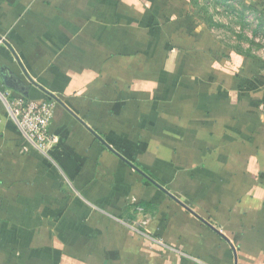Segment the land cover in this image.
I'll list each match as a JSON object with an SVG mask.
<instances>
[{
    "label": "crops",
    "instance_id": "1",
    "mask_svg": "<svg viewBox=\"0 0 264 264\" xmlns=\"http://www.w3.org/2000/svg\"><path fill=\"white\" fill-rule=\"evenodd\" d=\"M192 13L0 0V91L56 103L40 152L0 100V264H264V62Z\"/></svg>",
    "mask_w": 264,
    "mask_h": 264
},
{
    "label": "rangeland",
    "instance_id": "2",
    "mask_svg": "<svg viewBox=\"0 0 264 264\" xmlns=\"http://www.w3.org/2000/svg\"><path fill=\"white\" fill-rule=\"evenodd\" d=\"M199 23L230 50L264 62L263 0H189Z\"/></svg>",
    "mask_w": 264,
    "mask_h": 264
},
{
    "label": "built area",
    "instance_id": "3",
    "mask_svg": "<svg viewBox=\"0 0 264 264\" xmlns=\"http://www.w3.org/2000/svg\"><path fill=\"white\" fill-rule=\"evenodd\" d=\"M0 100L7 116L31 148L45 152L54 144L53 137L48 133L56 104L54 100L36 102L22 96H14L7 90L0 91ZM134 212L142 213L143 208L135 205Z\"/></svg>",
    "mask_w": 264,
    "mask_h": 264
},
{
    "label": "water",
    "instance_id": "4",
    "mask_svg": "<svg viewBox=\"0 0 264 264\" xmlns=\"http://www.w3.org/2000/svg\"><path fill=\"white\" fill-rule=\"evenodd\" d=\"M13 87L16 88V89H18L21 92L23 91L21 87H18V86L16 87L15 85H13Z\"/></svg>",
    "mask_w": 264,
    "mask_h": 264
}]
</instances>
